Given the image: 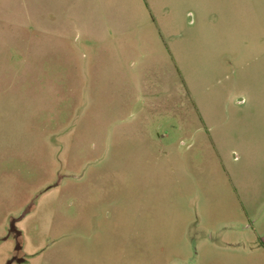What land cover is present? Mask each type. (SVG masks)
<instances>
[{
	"label": "rangeland",
	"instance_id": "374dc122",
	"mask_svg": "<svg viewBox=\"0 0 264 264\" xmlns=\"http://www.w3.org/2000/svg\"><path fill=\"white\" fill-rule=\"evenodd\" d=\"M77 3L0 0V264H264L234 247L264 232V0ZM86 15L151 39L142 85L121 76L122 46L93 66L107 81H81ZM176 117L208 130L178 182Z\"/></svg>",
	"mask_w": 264,
	"mask_h": 264
},
{
	"label": "crops",
	"instance_id": "0c3cea01",
	"mask_svg": "<svg viewBox=\"0 0 264 264\" xmlns=\"http://www.w3.org/2000/svg\"><path fill=\"white\" fill-rule=\"evenodd\" d=\"M58 1V0H57ZM61 1V4L59 6L61 7H70L69 13L76 16V11L73 9L78 5L76 2L78 0H59ZM58 3V2H57ZM145 5L147 6L148 13L150 14L148 17L153 22V38L156 39L158 35L161 33L158 31L157 22L154 14L151 12V9H149L147 2H145ZM152 7L153 4L151 3ZM58 6V5H57ZM153 11V10H152ZM65 12V11H63ZM88 15H86L84 21H80L79 17L77 18L78 21V30L76 29L74 31V38L76 40V46H71L70 51L72 54V62L74 63L75 67L80 68V71H82L81 75V81H83L86 86H99L102 82L107 81V78L109 76H102L98 73L95 75H92V71H98L97 69H93L94 64H98L97 58L100 56L102 52H104L107 49H118V47L122 46V50L125 52V55H122L121 61L122 66L120 67V72H122L121 76L126 77V73H129V77L136 80V82H139V85H142L143 77V71L148 69H154L157 68L155 62L153 63V57L151 59L152 64L147 65L144 63V57L147 56L148 51L153 53V47H152V41L148 36H145L144 38L141 37L140 30L137 31L134 36L129 35L126 36V33H124L126 30L125 28L117 29L114 21L111 20H105L104 18L95 21L94 18H91V21H88ZM72 18V17H70ZM69 18V19H70ZM65 19V18H64ZM68 20V19H67ZM121 22V19L119 20ZM111 24V25H110ZM111 27L113 29L111 30ZM124 31V32H123ZM60 31L54 30V33H58ZM113 33L110 35V33ZM120 32L119 39H116V33ZM54 37H57L53 34ZM65 36V35H64ZM73 40V39H72ZM73 44V41H72ZM127 49V52H126ZM69 55V53L65 52ZM174 53V51H173ZM169 55V54H168ZM57 56V55H56ZM170 59V60H169ZM168 62H170L171 66H174L176 63L173 60V58L169 55ZM125 65V66H124ZM163 66V65H161ZM149 67V68H148ZM54 69L56 71L60 70L59 64L54 63ZM115 71V70H111ZM173 72V70L171 71ZM175 73H177L175 71ZM106 77V79H105ZM191 102V98L188 99V103ZM191 106V103H190ZM192 107V106H191ZM135 111L134 113H136ZM154 119L156 116L153 117ZM200 121L203 123V119L199 117ZM175 123H171L169 125L171 135L175 138L172 140L169 148V153H172L173 156H175V159H171L168 161V165L166 166V175L169 177V179L172 180L170 176H174V179L179 181V178L182 179L185 176H188V167H189V161L185 160V155L188 154V152L194 148L196 145L200 143V140L202 142L207 141L208 136V130L205 129L204 125L201 124L198 120L193 124L195 127V133L191 134L189 133V128L186 127V121L182 118L176 117ZM165 136H168V133H164ZM170 135V133H169ZM209 141V137H208ZM210 142V141H209ZM166 153L167 148H166ZM184 166L186 169H184ZM164 169H157V175L159 173H163ZM154 178V173H153ZM101 182L100 178H97L95 183ZM182 182V181H181ZM179 183V186L181 184ZM58 184V182H56ZM154 187V183H153ZM185 192L177 191L176 193H168L166 194L167 198L170 200V203L174 200L173 197L175 195L184 194ZM120 202V200H118ZM31 207L28 208V210ZM18 220V218L13 219L12 221V231L14 232V246L13 251L17 247V234H20L19 228L15 227V222ZM14 226V227H13ZM242 229H245V231L248 230V225H244L241 223ZM10 229V230H11ZM256 237V238H255ZM254 238V240H252ZM252 239L245 238V242L239 241L235 244V249L241 250L239 253L243 255H250V256H256L257 258H260L264 261V232L258 233L256 236H252ZM219 245H222L223 243H228L225 239L219 238ZM215 243V241H212ZM26 252L23 250V244H20V252L19 256L14 260H23L25 258Z\"/></svg>",
	"mask_w": 264,
	"mask_h": 264
},
{
	"label": "flooded vegetation",
	"instance_id": "af4514ba",
	"mask_svg": "<svg viewBox=\"0 0 264 264\" xmlns=\"http://www.w3.org/2000/svg\"><path fill=\"white\" fill-rule=\"evenodd\" d=\"M16 243H17V247L13 251V257H12V259H16L19 256L18 250H20V244L18 242V237H17V242Z\"/></svg>",
	"mask_w": 264,
	"mask_h": 264
}]
</instances>
